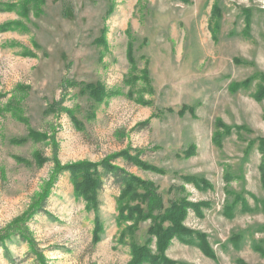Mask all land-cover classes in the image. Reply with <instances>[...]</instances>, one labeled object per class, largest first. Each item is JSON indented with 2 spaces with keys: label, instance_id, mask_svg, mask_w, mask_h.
I'll return each instance as SVG.
<instances>
[{
  "label": "rangeland",
  "instance_id": "374dc122",
  "mask_svg": "<svg viewBox=\"0 0 264 264\" xmlns=\"http://www.w3.org/2000/svg\"><path fill=\"white\" fill-rule=\"evenodd\" d=\"M263 145L264 0H0V264H163L120 175L164 262L264 264Z\"/></svg>",
  "mask_w": 264,
  "mask_h": 264
},
{
  "label": "trees",
  "instance_id": "16d2710c",
  "mask_svg": "<svg viewBox=\"0 0 264 264\" xmlns=\"http://www.w3.org/2000/svg\"><path fill=\"white\" fill-rule=\"evenodd\" d=\"M185 2L186 0H178ZM96 93V91H95ZM97 94V93H96ZM97 96V95H96ZM61 102H56L54 105L50 106L47 109V112H51L53 109H55L57 112L59 109H61L60 106ZM47 113V114H48ZM263 153H264V145H263ZM145 168H149L146 166ZM105 172L108 173V171H112L111 168L103 166L102 167ZM84 170V169H83ZM115 172V171H114ZM84 178L87 177V173H83ZM91 178V175H89ZM131 180V179H130ZM130 180L126 179L125 177L119 176V182L121 185L124 186L122 191L121 197H127L130 200L137 201L136 206L128 207L126 205L125 207L120 209V213L123 211L130 212L132 218H137L138 220H146V219H152L151 223V232L158 236L159 243H158V254L154 258V261H158L163 264H170L169 262H164L161 253L165 250L168 244L169 237L176 234L177 236L179 233L185 231L182 229L180 222L185 218V215L187 213L186 208L188 207V204L185 202H170L169 207L163 211V200L162 198L157 194V189L154 187L153 183L151 182H145V181H139L135 180L134 184H131L130 186L127 185V182H130ZM86 183L90 184V188L94 187L93 183L90 180H86ZM100 184H96L95 187L98 188ZM135 187L141 190V192H135ZM152 212H156L155 216L152 215ZM154 214V213H153ZM141 216V217H140ZM159 221L160 223L164 221H169L170 226L165 229L164 232L161 231L160 225H157L156 222ZM24 229L21 228L18 223H13L12 225H8L5 229H3L2 237H0V241L3 242L5 240L10 239L13 236H19L22 239H24ZM10 234V235H9ZM0 242V243H1ZM205 250V249H204ZM137 248H133V253L135 257V264H139L141 261H147L150 258V255H147L145 252L140 251ZM138 252L141 256L138 255ZM143 252V253H142ZM209 251L206 250V254L209 255ZM146 258H148L146 260ZM150 261V259H149ZM152 264V263H151ZM155 264V263H153Z\"/></svg>",
  "mask_w": 264,
  "mask_h": 264
}]
</instances>
